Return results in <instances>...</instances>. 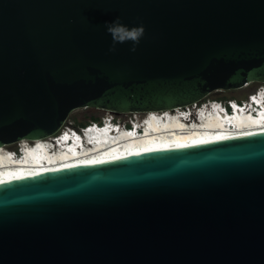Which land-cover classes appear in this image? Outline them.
<instances>
[{
    "label": "water",
    "instance_id": "1",
    "mask_svg": "<svg viewBox=\"0 0 264 264\" xmlns=\"http://www.w3.org/2000/svg\"><path fill=\"white\" fill-rule=\"evenodd\" d=\"M252 84L264 0H0V149ZM0 264H264V132L2 183Z\"/></svg>",
    "mask_w": 264,
    "mask_h": 264
},
{
    "label": "bare ground",
    "instance_id": "2",
    "mask_svg": "<svg viewBox=\"0 0 264 264\" xmlns=\"http://www.w3.org/2000/svg\"><path fill=\"white\" fill-rule=\"evenodd\" d=\"M196 106L197 105L195 104L186 108H178L172 112L143 113L147 114V116L142 120L147 121V130H149L147 134L149 137L144 140L131 142L133 147L129 149L125 148L126 146L122 147L119 143L115 149H109L105 153L98 152L92 155L73 157L67 153L63 156H61L63 153L58 155L55 146L54 150L52 149L49 151V148L44 145L51 144L53 139L59 135L50 139H41L32 142H18L16 143L20 147L18 150L21 151L22 148H26V152L28 154H34L31 146L34 144L39 145L38 152L32 155V158L38 156L40 157V160L34 164H26V166L22 168L3 170L4 168L0 166V184L60 171L63 169L107 163L151 151L191 147L194 145L229 140L264 132L263 111L260 116L261 118L255 122H248L242 117L237 116L233 119L234 125L229 128L228 126L224 127V125L220 123V118H212L207 122L202 121L201 123L204 125L199 128V130L195 128V131L192 132L177 133L176 128L183 130L187 128V123L181 121L178 116H174L173 114L179 115L180 112H184L188 109L192 111ZM160 116L162 117L159 118ZM201 123H199V125ZM129 140L130 139H126V142ZM6 148L7 147L0 149V165L10 162L9 160H11V156H3ZM18 150L15 151L17 152Z\"/></svg>",
    "mask_w": 264,
    "mask_h": 264
},
{
    "label": "rangeland",
    "instance_id": "3",
    "mask_svg": "<svg viewBox=\"0 0 264 264\" xmlns=\"http://www.w3.org/2000/svg\"><path fill=\"white\" fill-rule=\"evenodd\" d=\"M264 89V85L262 84H252L250 86L236 89L232 91H218L210 96H208L204 101L199 103L197 106H201L204 103H207L209 101H217L220 99H223V102L227 101H238L240 103H243L247 101L248 97L252 95L253 91L257 93L258 91ZM95 116L98 118H105L111 116L109 113H106L104 111L96 110V109H79L73 112L66 124V126L60 131V133L65 130L66 128H73L78 129V127L82 126V124H90L91 123V117ZM147 116V114H121V115H115L114 118L116 121L120 123H128L131 120H142ZM20 147L17 144H13L10 146H7L6 150H18Z\"/></svg>",
    "mask_w": 264,
    "mask_h": 264
},
{
    "label": "clouds",
    "instance_id": "4",
    "mask_svg": "<svg viewBox=\"0 0 264 264\" xmlns=\"http://www.w3.org/2000/svg\"><path fill=\"white\" fill-rule=\"evenodd\" d=\"M105 27L113 41L112 47L109 49V51H115L116 44H122L131 41L133 44L131 51L134 52L136 50L135 45L139 44L140 39L143 37L145 32L143 25L128 27L121 23L119 18L110 23H106ZM109 117L114 118L112 115Z\"/></svg>",
    "mask_w": 264,
    "mask_h": 264
},
{
    "label": "trees",
    "instance_id": "5",
    "mask_svg": "<svg viewBox=\"0 0 264 264\" xmlns=\"http://www.w3.org/2000/svg\"><path fill=\"white\" fill-rule=\"evenodd\" d=\"M253 94L255 93V91L252 92ZM217 101H220V102H223V99H220V100H217ZM103 118H98V117H95V116H92L91 117V123L92 122H95V123H99L102 121ZM86 124H82V126H85Z\"/></svg>",
    "mask_w": 264,
    "mask_h": 264
}]
</instances>
